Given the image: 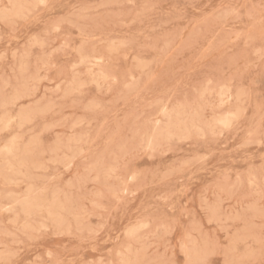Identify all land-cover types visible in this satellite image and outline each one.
<instances>
[{
    "label": "rangeland",
    "instance_id": "rangeland-1",
    "mask_svg": "<svg viewBox=\"0 0 264 264\" xmlns=\"http://www.w3.org/2000/svg\"><path fill=\"white\" fill-rule=\"evenodd\" d=\"M7 1L0 264H264V0Z\"/></svg>",
    "mask_w": 264,
    "mask_h": 264
},
{
    "label": "bare ground",
    "instance_id": "bare-ground-1",
    "mask_svg": "<svg viewBox=\"0 0 264 264\" xmlns=\"http://www.w3.org/2000/svg\"><path fill=\"white\" fill-rule=\"evenodd\" d=\"M6 2H8L7 0H6ZM77 21V20H76ZM220 24V23H219ZM241 31V30H240ZM57 33V32H56ZM238 33V32H237ZM53 34V33H52ZM82 34V33H81ZM196 35H198L197 33H196ZM213 37V36H212ZM249 37V36H248ZM234 38V37H233ZM245 39H246V37H245ZM250 39V38H249ZM3 40H4V38H3ZM247 40V39H246ZM33 43V42H32ZM167 43V42H166ZM166 46V45H165ZM72 48V47H71ZM162 48V47H161ZM73 50V49H72ZM118 50V49H117ZM116 50V51H117ZM46 55V54H45ZM44 56V55H43ZM140 61V60H139ZM49 63V62H48ZM13 64V63H12ZM49 65V64H48ZM39 66V65H38ZM40 69V68H39ZM60 69H62V68H60ZM39 72V71H38ZM70 72V71H69ZM77 72V71H76ZM71 73V72H70ZM93 73V72H92ZM62 74V73H61ZM97 74V73H96ZM28 75V74H27ZM35 76V75H34ZM48 76V75H47ZM51 77V76H50ZM92 76H90V78H91ZM33 78V77H32ZM48 78V77H47ZM40 79V78H39ZM53 79V78H52ZM57 79V78H56ZM73 79H74V77H73ZM81 79V78H80ZM114 79V78H113ZM33 80H34V78H33ZM36 80V79H35ZM50 80V79H49ZM86 80V79H85ZM96 80H98V79H96ZM51 81V80H50ZM49 81V82H50ZM58 81V80H57ZM105 81V80H104ZM112 81H114V80H112ZM60 82V81H59ZM95 82H98V81H95ZM89 83V82H88ZM106 83H108V82H106ZM100 84V83H99ZM109 84V83H108ZM107 84V85H108ZM55 85V84H54ZM101 85V84H100ZM99 85V86H100ZM105 85V84H104ZM102 86V85H101ZM58 87V86H57ZM227 88V87H226ZM31 90H32V88H30ZM43 89V88H42ZM111 89H112V87H111ZM24 90V89H23ZM34 90V89H33ZM36 90V89H35ZM66 90V89H65ZM221 90L222 89H220V92H221ZM49 91V90H48ZM182 91V90H181ZM224 91V90H223ZM19 92V91H18ZM31 92V91H30ZM227 92H228V90H227ZM240 92V91H239ZM206 93V92H205ZM224 93V92H223ZM22 94V93H21ZM119 94H120V92H119ZM242 95H243V93H242ZM18 96H19V94H18ZM23 96H25V95H23ZM227 96V95H226ZM20 97V96H19ZM250 97V96H249ZM27 98V97H26ZM29 98V97H28ZM40 98V97H39ZM240 98V97H239ZM236 99V98H235ZM12 100V99H11ZM38 100V99H37ZM243 101V100H242ZM71 103V102H70ZM243 103V102H242ZM73 104V103H72ZM180 104H182V103H180ZM184 104H185V102H184ZM94 105V104H93ZM18 107V106H17ZM32 107V106H31ZM28 108V107H27ZM35 108V107H34ZM33 108V109H34ZM96 108H97V106H96ZM165 108V107H164ZM30 109H32V108H30ZM238 109H239V107H238ZM242 109V108H241ZM35 111V110H34ZM33 111V112H34ZM236 111V110H235ZM237 111H241V110H237ZM243 111V110H242ZM164 112V111H163ZM234 112V111H233ZM171 113V112H170ZM28 114V113H27ZM78 114V113H77ZM178 114V113H177ZM34 115V114H33ZM42 115V114H41ZM229 115H230V112H229ZM229 115H228V117H229ZM234 115V114H233ZM237 115H239L238 113H237ZM170 116V115H169ZM21 117H24V116H21ZM163 117V116H162ZM179 117V116H178ZM177 117V118H178ZM227 117V118H228ZM231 117H232V114H231ZM235 117V116H234ZM239 117V116H238ZM3 118V117H2ZM30 118V117H29ZM33 118V117H32ZM35 118V117H34ZM59 118V117H58ZM176 117H174V119H175ZM219 118H221V117H219ZM218 118V119H219ZM225 119H226V117H224ZM230 118V117H229ZM237 118V117H236ZM83 119V118H82ZM166 119H169V118H166ZM218 119H217V123H218ZM9 120H10V118H9ZM14 120V119H13ZM18 120V119H17ZM62 120V119H61ZM75 120H77V119H75ZM80 120V119H79ZM193 120V119H192ZM81 121V120H80ZM84 120H82V122H83ZM219 121H221V119H219ZM222 121H225L224 119L222 120ZM9 122V121H8ZM171 122V121H170ZM174 122V121H173ZM179 122V121H178ZM227 122V121H226ZM3 123V122H2ZM72 123V122H71ZM81 123V122H80ZM90 123V122H89ZM88 123V124H89ZM103 123V122H102ZM175 123V122H174ZM198 123V122H197ZM222 123H224V122H222ZM221 123V124H222ZM43 124V123H42ZM49 124V123H48ZM51 124V123H50ZM49 124V125H50ZM87 124V123H86ZM172 124V123H171ZM220 124V123H219ZM54 125V124H53ZM102 125V124H101ZM169 125V124H168ZM178 125V124H177ZM187 125V124H186ZM190 125V124H189ZM223 125V124H222ZM226 125V124H225ZM19 126V125H18ZM43 126V125H42ZM143 126H144V124H143ZM165 126V125H164ZM185 126V125H184ZM197 126V125H196ZM20 127V126H19ZM170 127V126H169ZM173 127V126H172ZM186 127V126H185ZM191 127H193V126H191ZM101 128V127H100ZM167 128V127H166ZM171 128V127H170ZM27 129H29V128H27ZM32 129V128H31ZM30 129V130H31ZM107 129V128H106ZM163 129V128H162ZM188 129V128H187ZM186 129V130H187ZM105 131V130H104ZM43 133H45V131H43ZM168 134V133H167ZM160 135V134H159ZM20 136V135H19ZM161 136V135H160ZM170 136H172V135H170ZM176 136V135H175ZM81 137V136H80ZM155 137H157V136H155ZM174 137V136H173ZM194 137V136H193ZM67 138V137H66ZM79 138V137H78ZM203 138V137H202ZM22 139V138H21ZM194 139H196L195 137H194ZM67 140V139H66ZM40 141V140H39ZM23 142V141H22ZM68 142V141H67ZM249 141L247 140V143H248ZM31 143V142H30ZM35 143V142H34ZM51 143V142H50ZM74 143V142H73ZM9 144V143H8ZM27 144H28V142H27ZM10 145V144H9ZM43 145V144H42ZM58 145V144H57ZM4 146V145H3ZM56 146V145H55ZM168 146V145H167ZM6 147V146H5ZM53 148H55V147H53ZM52 148V149H53ZM70 148V147H69ZM71 149V148H70ZM69 149V150H70ZM17 150V149H16ZM23 150V149H22ZM25 150V149H24ZM30 150V149H29ZM32 150V149H31ZM14 151H15V148H14V146H8V147H6L5 148V152H6V154L7 155H12L13 153H14ZM76 151V150H75ZM81 152H82V150H80ZM84 151V150H83ZM42 152V151H41ZM43 152H45V151H43ZM60 152H62L61 154H63V151H60ZM65 152V151H64ZM79 152V151H78ZM81 152H79V153H81ZM17 153V152H16ZM23 153V152H22ZM54 155H58V153L57 154H54ZM17 156V155H16ZM61 156V155H60ZM84 156V155H83ZM90 156V155H89ZM103 156H104V154H103ZM65 157V156H64ZM72 157V156H71ZM55 158V157H54ZM51 159H53V158H51ZM59 159V158H58ZM65 159H67L66 157H65ZM115 159V158H114ZM56 161H57V159H55ZM95 160V159H94ZM50 161V160H49ZM67 161V160H66ZM100 161V160H99ZM53 162V161H52ZM58 162V161H57ZM62 162L64 163V161L62 160ZM112 162V161H111ZM33 163V162H32ZM54 163V162H53ZM59 163H61L60 161H59ZM58 163V164H59ZM94 163V162H93ZM93 163H92V165H93ZM28 164V163H27ZM82 164V163H81ZM95 164H97L96 162H95ZM101 164V163H100ZM114 164V163H113ZM112 164V165H113ZM44 165V164H43ZM54 165V164H53ZM60 165V164H59ZM64 165V164H63ZM99 165V164H98ZM33 166H34V164H33ZM66 166H67V164H66ZM100 166V165H99ZM47 167V166H46ZM64 168H65V166H64ZM93 168V167H92ZM114 168V167H113ZM37 169V168H36ZM109 169H111V168H109ZM181 169V168H180ZM32 169H30V171H31ZM91 170V169H90ZM86 171H87V169H86ZM92 171V170H91ZM114 171V170H113ZM109 172V171H108ZM111 172V171H110ZM90 173V172H89ZM250 174V173H249ZM61 175V174H60ZM59 175V176H60ZM96 175V174H95ZM255 175V174H254ZM37 176H39V175H37ZM42 176V175H41ZM9 177V176H8ZM15 177V176H14ZM24 177V176H23ZM49 177V176H48ZM110 177V176H109ZM132 177V176H131ZM139 177V176H138ZM253 177V176H252ZM43 178V177H42ZM112 178H114V177H112ZM13 180V179H12ZM42 180H44V179H42ZM16 181V180H15ZM11 182V181H10ZM19 182V181H18ZM79 183V182H78ZM249 183V182H248ZM48 185V184H47ZM82 185V184H81ZM56 186V185H55ZM248 186H250V185H248ZM43 188V187H42ZM40 189V190H43V189ZM85 188V187H84ZM45 189V188H44ZM28 190V189H27ZM25 191V190H24ZM117 191V190H116ZM36 193V192H35ZM46 195V194H45ZM94 195V194H93ZM70 196V195H69ZM89 196V195H88ZM37 197V196H36ZM92 197H94V196H92ZM105 197V196H104ZM65 198H66V196H65ZM29 199V198H28ZM37 199V198H36ZM94 199V198H93ZM124 199V198H123ZM67 200H69V199H67ZM66 200V201H67ZM118 201H120V200H118ZM24 202V201H23ZM57 202V201H56ZM70 202V201H69ZM72 202V201H71ZM80 202V201H79ZM43 203V202H42ZM53 203V202H52ZM55 203V202H54ZM53 203V204H54ZM117 203V202H116ZM21 204V203H20ZM56 204V203H55ZM26 205H28V204H26ZM47 205V204H46ZM49 207H51V206H49ZM101 207H103V206H101ZM26 208H27V206H26ZM9 209V208H8ZM36 209V208H35ZM3 210V209H2ZM10 210H12V209H10ZM39 210V209H38ZM70 211H72V210H70ZM27 213V212H26ZM74 213V212H73ZM52 214V216L53 215H55V213H51ZM27 215V214H26ZM70 219V218H69ZM16 220V219H15ZM76 220V219H75ZM25 221H26V219H25ZM55 221V220H54ZM70 221V220H69ZM9 223H10V221H9ZM33 223V222H32ZM55 223V222H54ZM76 223H79V222H76ZM160 223V222H159ZM217 223V222H216ZM27 224V223H26ZM45 224V223H44ZM58 224V223H57ZM79 225H80V223H79ZM63 227V226H62ZM145 227V226H144ZM15 228V227H14ZM38 228V227H37ZM48 228V227H47ZM52 228V227H51ZM25 229V228H24ZM33 229V228H32ZM65 229V228H64ZM112 229V228H111ZM15 230V229H14ZM43 230H45V229H43ZM18 231V230H17ZM25 231V230H24ZM35 231V230H34ZM19 232V231H18ZM67 232H69V231H67ZM9 233V232H8ZM1 234V233H0ZM3 234V233H2ZM61 234V233H60ZM24 235H26L25 233H24ZM32 234H30V236H31ZM148 235V234H147ZM34 236V235H33ZM2 237V236H1ZM4 238H6V237H4ZM27 238V237H26ZM30 238V237H29ZM36 239V238H35ZM38 241V240H37ZM190 241V240H189ZM13 242V241H12ZM16 243V242H15ZM190 243H191V241H190ZM193 243V242H192ZM3 244V243H2ZM189 244V243H188ZM181 245V244H180ZM4 246V245H3ZM192 246H194V245H192ZM9 248V247H8ZM126 248V247H125ZM6 249V248H5ZM15 250H16V248H15ZM186 250V249H185ZM191 250V249H190ZM18 251V250H17ZM131 251V250H130ZM184 251V250H183ZM227 251H229V250H227ZM9 252V251H8ZM12 252V251H11ZM126 252V251H125ZM248 252V251H247ZM3 253V252H2ZM131 253V252H130ZM129 253V254H130ZM135 253V252H134ZM227 253H229V252H227ZM235 253V252H234ZM10 254V253H9ZM119 254V253H118ZM246 254V253H245ZM46 255V254H45ZM136 255V254H135ZM134 255V256H135ZM254 255V254H253ZM3 256V255H2ZM8 256V255H7ZM14 256V255H13ZM133 256V255H132ZM251 256H252V254H251ZM15 257V256H14ZM37 256H35V258H36ZM50 257V256H49ZM247 257V256H246ZM253 257V256H252ZM6 258H8V257H6ZM40 257H38V259H39ZM47 258V257H46ZM133 258H135V257H133ZM4 260H5V258H4ZM222 260V259H221ZM131 261H133V260H131ZM254 261H256V260H254ZM135 263V262H134Z\"/></svg>",
    "mask_w": 264,
    "mask_h": 264
}]
</instances>
